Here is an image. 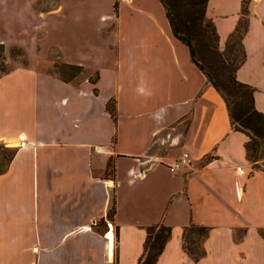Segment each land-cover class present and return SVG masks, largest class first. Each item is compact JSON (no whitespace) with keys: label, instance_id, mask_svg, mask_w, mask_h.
Returning <instances> with one entry per match:
<instances>
[{"label":"crops","instance_id":"1","mask_svg":"<svg viewBox=\"0 0 264 264\" xmlns=\"http://www.w3.org/2000/svg\"><path fill=\"white\" fill-rule=\"evenodd\" d=\"M243 8L208 0L206 13L221 48L248 19L237 77L264 113V0ZM0 44L27 56L0 75V142H18L0 170V264H140L158 223L172 231L155 264H264V169L161 0H0ZM54 49L95 82L41 64ZM192 225L208 228L198 258Z\"/></svg>","mask_w":264,"mask_h":264},{"label":"trees","instance_id":"2","mask_svg":"<svg viewBox=\"0 0 264 264\" xmlns=\"http://www.w3.org/2000/svg\"><path fill=\"white\" fill-rule=\"evenodd\" d=\"M161 1L166 8L175 36L188 45L192 60L224 97L230 110L233 127L248 134L246 142L248 159L254 161V168L264 169V113L256 107L255 87L237 77L238 68L246 58L243 37L248 19L243 16L239 20L225 48H221L216 25L206 13L208 0ZM243 12H248L247 0H244ZM95 79L96 77L92 81L95 82ZM108 108L116 117L112 101L108 102ZM260 159L263 161L261 162ZM114 212L115 202L109 214L113 215ZM193 227L198 229L202 240L208 231V228L202 225L186 228L184 236L186 237L187 232ZM171 231V226L165 223L148 226L144 256L140 264L156 263ZM186 248L195 258L203 252L201 247L196 250L186 245Z\"/></svg>","mask_w":264,"mask_h":264},{"label":"rangeland","instance_id":"3","mask_svg":"<svg viewBox=\"0 0 264 264\" xmlns=\"http://www.w3.org/2000/svg\"><path fill=\"white\" fill-rule=\"evenodd\" d=\"M82 34L81 38H76L73 40H67L66 47L70 49H74V47L71 46V43H76L78 42L79 44L82 43L85 39H88V36L91 30V26L88 23H84L83 28L80 29ZM78 28V31H80ZM60 38H63L60 37ZM64 39V38H63ZM61 39V41L63 40ZM64 42V40L62 41ZM72 47V48H71ZM27 62V56L24 53V50L18 46V45H12L9 48L4 46L3 44H0V75L7 71L9 68L14 66L15 64L18 63H25ZM41 64H51L53 69L55 70L56 73L64 75V76H74L76 74L81 75H89L90 78H95L96 77V70L95 69H87L84 66L81 67H72L67 65L63 60H62V55L59 49H54L52 50V53L48 59L42 60ZM185 121L184 123H186ZM14 154V147L10 145L9 143L6 142H0V170L4 169L10 159L12 158ZM262 162L263 159H260ZM250 163L253 165L254 161L250 160ZM200 233L198 232L197 228H192L189 230L186 234V245L188 247L195 248L196 250H199L200 245L199 243L201 242L200 240ZM194 249V250H195Z\"/></svg>","mask_w":264,"mask_h":264},{"label":"built area","instance_id":"4","mask_svg":"<svg viewBox=\"0 0 264 264\" xmlns=\"http://www.w3.org/2000/svg\"><path fill=\"white\" fill-rule=\"evenodd\" d=\"M96 151L98 152V155H101V150H97V147H95ZM191 158L188 151H184L180 156H178L173 162L169 163V168L172 171H175L179 168H181L185 164H190ZM243 172V171H242Z\"/></svg>","mask_w":264,"mask_h":264},{"label":"bare ground","instance_id":"5","mask_svg":"<svg viewBox=\"0 0 264 264\" xmlns=\"http://www.w3.org/2000/svg\"><path fill=\"white\" fill-rule=\"evenodd\" d=\"M19 140H20V141H23V140H24V136H22ZM17 143H18V142H14V141H12V140L9 142L10 145H16Z\"/></svg>","mask_w":264,"mask_h":264}]
</instances>
